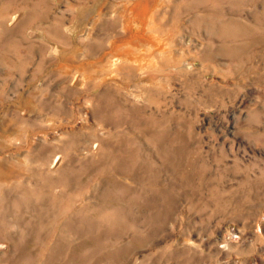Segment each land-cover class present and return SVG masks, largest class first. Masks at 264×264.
Wrapping results in <instances>:
<instances>
[{
  "label": "rangeland",
  "instance_id": "obj_1",
  "mask_svg": "<svg viewBox=\"0 0 264 264\" xmlns=\"http://www.w3.org/2000/svg\"><path fill=\"white\" fill-rule=\"evenodd\" d=\"M0 264H264V0H0Z\"/></svg>",
  "mask_w": 264,
  "mask_h": 264
}]
</instances>
